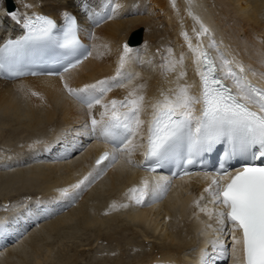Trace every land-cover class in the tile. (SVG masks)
<instances>
[{"label":"bare ground","instance_id":"bare-ground-1","mask_svg":"<svg viewBox=\"0 0 264 264\" xmlns=\"http://www.w3.org/2000/svg\"><path fill=\"white\" fill-rule=\"evenodd\" d=\"M13 2L22 15L47 14L59 22L64 21V12L75 13L92 54L81 65L58 76L12 80L0 76V220L11 225L10 235L0 239V264H78L80 255L88 247L93 249L95 243L105 248H100V257L93 258L94 264H126L131 261L127 254L131 258V253L140 249L139 237L151 246L144 254L136 251L135 264H200L202 251L212 250L209 241L216 238L213 231L219 227L213 216L217 209L205 191L208 177L172 181L167 196L155 203H130L128 190L139 186L142 179L165 177L159 172L147 174L140 165L142 148H138L131 159L139 167L128 164L126 155L121 156L115 166L108 167L78 195V190H70L67 196L61 194L62 189L70 188L96 169L93 159L107 144L86 133L85 125L90 124L88 109L68 94L64 84L82 88L114 76L127 43L133 51L124 70L139 73V77L127 87L114 88L104 102L122 100L143 84L146 110L142 119L147 121L150 104L161 98L162 90L175 89L177 83L191 84L192 94L199 95L194 56L183 35L188 34L193 46H208L207 36L199 40L196 36L199 18L228 58L235 57L243 63L248 77L264 86V79L250 71L264 72V0H114L120 7L111 19L106 18L109 13L104 11L103 0H87V12L82 8L84 0ZM112 6H108L109 10ZM4 10V0H0V43L23 32ZM142 27V44L131 45L130 36ZM169 49L177 59L182 53L185 59L183 68L178 65L175 71L165 73L161 65ZM181 71L186 76L177 81ZM103 111L101 105H96L91 116L99 120ZM18 197L26 200L13 202ZM122 204L129 206L121 207ZM116 222L124 224L118 226ZM129 227L139 236L124 237ZM83 232L93 238L77 245L73 252L56 248ZM229 236L227 232L222 235L224 240ZM227 244L230 250L231 237ZM132 247L136 250H129ZM103 252L105 256L101 257ZM214 264L234 262L230 255Z\"/></svg>","mask_w":264,"mask_h":264},{"label":"snow or ice","instance_id":"snow-or-ice-1","mask_svg":"<svg viewBox=\"0 0 264 264\" xmlns=\"http://www.w3.org/2000/svg\"><path fill=\"white\" fill-rule=\"evenodd\" d=\"M103 3L104 11L109 13L106 18H113L120 5L114 0H103ZM109 5H113L110 10ZM82 8L88 11L87 0ZM4 13L20 25L23 34L0 44V75L23 76L26 67L46 57L53 62L67 61L64 67L67 72L92 54L81 42L76 17L68 12L62 14L63 26L40 13L22 15L18 9L4 10ZM196 19L200 23L197 39L207 36L208 46H193L188 34L183 35L194 56L200 93L194 95L191 92L193 85L179 83L175 89L162 90L161 98L150 104L151 115L147 121L142 119L146 110L143 84L130 90L122 100L104 102L114 88L127 87L139 77V73L124 70L129 53L133 51L127 43L123 45L114 76L85 84L82 88H72L65 82L68 94L88 109L90 124L85 125L86 133L112 144L113 150L105 151L96 161L93 172L70 188L62 189L61 194L67 196L70 190H78V195L99 179L108 167L115 166L121 156L126 155L127 163L134 164L133 153L143 148L145 160L156 161L149 171H155L160 161H181L177 167L182 170L173 177L155 181L144 178L139 186L128 190L130 203H155L167 196L175 177L193 174L187 166L194 159L215 154L219 167L205 191L211 196L212 203L219 206L216 212L219 227L215 229L217 238L209 241L212 252L203 250L200 264H214L217 259L228 255L234 264H264V163H256L264 160V87L254 84L243 63L236 61L235 57L229 59L221 51L211 30L199 18ZM90 35L95 38L94 33ZM209 49L216 55L213 56ZM184 59L183 53L177 59L169 49L161 67L165 73L175 71L178 65L183 68ZM250 71L264 79V72ZM185 76L186 72L181 71L177 81ZM228 81L231 84L226 83ZM96 105L104 109L99 120L91 116ZM197 105L201 106L198 113ZM232 161L240 162L235 170L229 166ZM102 164L103 168L100 167ZM196 204L199 206V200ZM208 214L212 215L211 212ZM226 232L231 236L230 250L220 239ZM10 233V222L0 220V239Z\"/></svg>","mask_w":264,"mask_h":264},{"label":"rangeland","instance_id":"rangeland-1","mask_svg":"<svg viewBox=\"0 0 264 264\" xmlns=\"http://www.w3.org/2000/svg\"><path fill=\"white\" fill-rule=\"evenodd\" d=\"M4 3H5V8H6V10H7V7H6V0H4ZM15 8H16V6H15ZM145 28L144 27H142V28H139V29H137V30H135L134 31V33L136 32V31H141L142 32V38H141V42H139V44H142V42H143V37H144V32L143 31H145L144 30ZM161 29H163L162 27H161ZM134 33L130 36V38H129V42H130V44L131 45H135L134 44V42H132V40H133V35H134ZM198 196H200V194L198 195ZM35 197H37L36 195L35 196H31L30 198H32V199H34ZM15 200V201H14ZM24 200H26V199H23V198H20L19 199V197L18 198H16V199H13V202H22V201H24ZM29 200V199H28ZM6 211V210H5ZM204 216H205V213H204ZM206 216H208L207 214H206ZM205 216V217H206ZM208 218H209V216H208ZM169 220H171V219H169ZM169 220H167V222L169 221ZM121 224V225H120ZM124 224V223H123ZM121 222H116V225H120V226H122L123 225ZM169 226H172V225H168V227ZM214 232H216L215 230L213 231V233ZM134 233V234H133ZM118 236L120 237V235L118 234ZM123 236L124 237H135V236H139V234H137L136 232H135V229L133 228V227H129L126 231H124L123 232ZM215 236H216V238H217V234H215ZM89 237H90V239H92L93 238V236H92V234H89V233H85V232H83V233H80V235H79V237H74V238H72L71 240H65L63 243H61V245L60 244H57V249L59 250V251H63V252H73L72 250H74L76 247H77V245L79 246L80 244H82V242H83V244H85L86 243V241H87V243H88V239H89ZM136 238V237H135ZM222 238V240L225 242V244L228 246V240H224V237H222V235L220 236V239ZM138 241H139V247H140V249L138 248V250H136V248L135 247H132V248H130L129 250H132V249H134V251L136 250V251H138V252H140L141 254H144V253H146L147 251H149V250H147V249H150V246H151V244H149L150 242L149 241H142L141 240V238L139 237V239H137ZM141 242V243H140ZM143 242V243H142ZM105 243V244H104ZM103 243V245H106V244H108V243H106V242H104ZM64 244V245H63ZM99 244V245H98ZM114 244H116L115 242L113 243V246H115ZM143 244V245H142ZM97 245V246H96ZM102 245V243H95L94 244V246H93V249L92 248H87L86 250L87 251H85L83 254H81L80 255V258H79V261L80 262H78V264H94L95 262H94V260H93V258H96L95 256H99L100 255V253H99V251L101 252L102 251V249L100 250V248L101 247H104L105 248V246H101ZM108 247H109V245H107ZM123 246V245H122ZM111 247V246H110ZM125 247V246H124ZM62 248H64V250H62ZM83 248H85L84 246H83ZM103 248V249H104ZM112 248V247H111ZM120 248V247H119ZM56 249V250H57ZM114 249H117L116 248V246H115V248ZM95 250L98 252H95ZM139 250H142V251H139ZM208 250V249H207ZM134 252V253H131L130 255H131V258H128V255H129V253L127 254V256L126 255H124V258H126L127 257V259L128 260H131V261H128L127 259V261H128V263H126V264H135L136 263V260H137V258H136V260L135 259H133V258H135V257H137V253L138 252ZM209 252H212V250H208ZM127 252V251H126ZM129 252H132V251H129ZM92 253H94V254H92ZM105 252H103V254H102V256L101 257H103V256H105V254H104ZM126 256V257H125ZM100 257V256H99ZM92 260V261H91ZM126 260L124 259V261L126 262ZM217 260H219V259H217ZM217 260H216V262H217ZM104 264H112V262H105Z\"/></svg>","mask_w":264,"mask_h":264},{"label":"water","instance_id":"water-1","mask_svg":"<svg viewBox=\"0 0 264 264\" xmlns=\"http://www.w3.org/2000/svg\"><path fill=\"white\" fill-rule=\"evenodd\" d=\"M6 4H7L6 7H7L8 11L15 9V4H14L13 0H6ZM133 36L134 37H133L132 42H135V43L141 42V38H142V32L141 31H136Z\"/></svg>","mask_w":264,"mask_h":264}]
</instances>
